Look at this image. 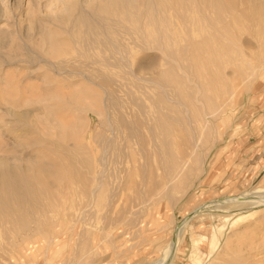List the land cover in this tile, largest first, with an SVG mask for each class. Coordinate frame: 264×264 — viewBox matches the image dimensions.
I'll list each match as a JSON object with an SVG mask.
<instances>
[{
	"label": "rangeland",
	"instance_id": "374dc122",
	"mask_svg": "<svg viewBox=\"0 0 264 264\" xmlns=\"http://www.w3.org/2000/svg\"><path fill=\"white\" fill-rule=\"evenodd\" d=\"M227 1L0 0V264H150L191 213L264 190L247 77L264 10ZM203 216L168 264H193L192 236L228 215ZM199 249L264 264V205L230 218L213 259Z\"/></svg>",
	"mask_w": 264,
	"mask_h": 264
},
{
	"label": "bare ground",
	"instance_id": "6f19581e",
	"mask_svg": "<svg viewBox=\"0 0 264 264\" xmlns=\"http://www.w3.org/2000/svg\"><path fill=\"white\" fill-rule=\"evenodd\" d=\"M256 1L257 0H254V3L256 4ZM229 3H230V5L231 6H229V4H228V1H227V4H228V6H229V9H230V7H232V9H234L235 11H240L239 13H241L240 15L242 16L243 14V16H245L246 17V10H249V9H251V4L253 5L254 3H253V0L251 1V0H229ZM222 5V4H221ZM257 5V4H256ZM260 5V6H259ZM227 6V5H226ZM227 6V7H228ZM255 6V5H254ZM254 6H252L253 8H257V7H259L258 9H262V10H264V0L262 1V3H261V0H260V4H258V6L257 7H254ZM226 7V8H227ZM243 9V11H241ZM253 10L254 9H252V12H253ZM229 11V10H228ZM232 13H233V11L232 10H230ZM258 12V11H260V10H254V12ZM223 12H225V14L227 13V10H225L224 11V8H223ZM253 12V15H252V13H251V11L250 12H248L249 14L251 13V15L248 17L247 16V20L248 21H250V23L249 24H251L252 22L254 23H252L253 24V26H252V30L250 29V26H249V28H248V26L247 25H249L248 23L247 24H244L243 26L244 27H246L247 29H249V30H251L252 32H253V34L251 33V35H250V33H248V31L249 30H247L246 28V33L247 34H249L251 37H252V35H253V37H254V39L258 42V43H261L262 42V40H264V18H263V15H264V12L261 14L260 12V17L262 16V18H261V23H263V24H261L262 25V28L260 27V25H259V23L257 24V22L256 21H259V20H257V18H256V16H255V13ZM258 13V14H259ZM231 13L229 12V15H230ZM228 15V16H229ZM248 15V14H247ZM256 15H257V13H256ZM228 16L226 15L225 16V18L227 17L228 18ZM234 17H238L237 15H234ZM258 17H259V15H258ZM260 17H259V19H260ZM239 18H242V17H238V19ZM231 19V18H230ZM242 19H244L245 20V23H246V19L245 18H242ZM250 19V20H249ZM233 20V19H232ZM231 20V21H232ZM244 20L242 21V22H239V23H244ZM231 21H230V23H231ZM236 23H238L236 20H234ZM252 21V22H251ZM224 22H226V21H224ZM221 24H224L223 22L221 23ZM233 23H231V24H229V25H231L232 26V28H233V26H234V24L232 25ZM251 24V25H252ZM241 26V24H238V26ZM225 26H226V24H225ZM227 26H228V24H227ZM237 26V27H238ZM223 27V26H222ZM260 27V28H259ZM225 28V27H224ZM224 28H223V32L222 33H220V34H222L223 36H224V33H226L228 36H230L231 35V33H227L226 31L228 30H230V27L229 28H227L226 29V31L224 32ZM239 28V27H238ZM257 28H259V29H261V31L260 32H258V30H257ZM244 29V30H245ZM234 30V29H233ZM243 29H242V26H241V28H239V31L236 33V35H237V37H238V34H239V36L241 35V34H243V31H242ZM219 32H220V30H218ZM217 31V32H218ZM231 32H232V30H230ZM244 32V33H245ZM245 33V34H246ZM219 34V35H220ZM221 35V36H222ZM227 35H225L226 36V38L227 39H229L228 38V36ZM232 35H234V34H232ZM249 35H248V37H249ZM225 36H224V38H225ZM235 36V35H234ZM231 37V36H230ZM242 37V39H243V36H241ZM244 37H247V35L246 36H244ZM253 37L251 38V39H253ZM232 38H233V36H232ZM231 38V39H232ZM235 38V37H234ZM240 37H238V39H239ZM248 39V38H247ZM253 39V40H254ZM230 40V39H229ZM234 39H232L231 41H233ZM239 40H241V38L239 39ZM244 40V39H243ZM235 41H236V39H235ZM256 42V43H257ZM258 43L256 44V46L258 45ZM263 43V42H262ZM262 43H261V46H257L258 47V49L256 48V50H259L260 51V56H259V59H258V64H254V65H251L250 66V68H249V70L251 71V73L250 74H248V81H249V83H252L253 81L255 82V79H260V81H261V84H263L264 85V45H262ZM255 46V47H256ZM253 49H255V48H253ZM259 51H258V53H259ZM247 55V54H246ZM249 56V55H248ZM245 61V60H244ZM246 77V78H247ZM244 81H247V79H244ZM249 87V86H248ZM251 89V88H250ZM225 94V93H224ZM223 94V95H224ZM232 97H233V94H232ZM231 97V99H233ZM222 102V101H221ZM229 102H231V100L229 101ZM227 103V102H226ZM226 103H223V104H225L226 105ZM220 106H221V104H220ZM223 107H225L224 105H223ZM220 111V110H219ZM257 191V190H256ZM258 191H260V193L259 192H253V193H246V194H243L242 196H240V197H234V198H232V199H229L225 204H224V206L226 205L227 207H226V209H224V207H222V206H219V205H217V206H209V207H205V208H200V209H198V210H196L194 213H191L190 215H189V217H188V219H185V221H183L182 223H181V225L180 226H178V229L176 228V230H175V238H174V240H172V242L171 243H169L168 244V247H166L167 249H165V252L163 253V251H162V253H163V255H164V257L163 258H161V259H159V260H157V261H155V262H153V263H150V264H168V262H170L171 260L173 261V259H176V255H177V253H178V249H179V245L183 242V240H184V236H185V232H186V230L189 228V226H190V222L193 220V219H195V218H198V217H201V216H203V215H205V214H212V213H214V212H218V213H221V214H224V215H228V216H224L223 217V221H224V224H222L221 226H219L218 228H217V230L215 229V231H214V233L212 234V236H211V238L210 239H208L207 237H205V236H199V237H193L192 236V238H191V244H192V254H191V259H192V262H193V264H198V263H200V260H201V258L204 256V253H202L201 251H200V249H199V247H200V245H202V243H204V242H208V241H210V245H211V252H210V254H208V255H206V259L208 260V259H213V256H215V254L218 252V250H219V248H220V238H221V236H222V234H223V232H224V229H225V227H226V225H227V223H229L230 222V218L231 217H235V215L237 214V212H239V211H241V210H243V209H251V208H258V207H260V206H262V205H264V193H263V191L264 190H262V192H261V189H259ZM263 193V194H262ZM244 207V208H243ZM216 209V210H213V209ZM240 208V209H239ZM242 208V209H241ZM240 214V213H239ZM203 217H205V216H203ZM247 218V216H245V215H243V216H241V217H237V219H235V221H234V223H233V226L234 225H237V223H240L242 220H245ZM198 219H201V218H198ZM202 220V219H201ZM234 220V219H233ZM56 228V227H55ZM191 230H193V229H191ZM195 230V229H194ZM203 232V231H202ZM208 232V231H207ZM191 235V234H190ZM57 238V237H56ZM36 242V241H35ZM49 243L51 242V241H48ZM162 255V254H161ZM41 256H42V252H40V253H38V254H36L35 256H34V258H32V261L30 262L31 264H33V263H37L38 261H40V259H41ZM47 256V255H46ZM162 257V256H161ZM209 261V260H208Z\"/></svg>",
	"mask_w": 264,
	"mask_h": 264
},
{
	"label": "crops",
	"instance_id": "0c3cea01",
	"mask_svg": "<svg viewBox=\"0 0 264 264\" xmlns=\"http://www.w3.org/2000/svg\"><path fill=\"white\" fill-rule=\"evenodd\" d=\"M255 164H257V165L255 166ZM253 165L254 166L251 168L253 171H256L255 177H261L262 175H264V153L261 156L260 161H255L253 163ZM241 169H243V167ZM251 171H250V173H251Z\"/></svg>",
	"mask_w": 264,
	"mask_h": 264
}]
</instances>
